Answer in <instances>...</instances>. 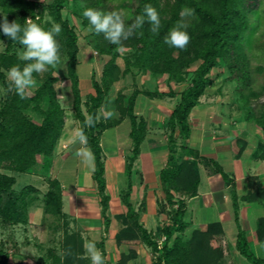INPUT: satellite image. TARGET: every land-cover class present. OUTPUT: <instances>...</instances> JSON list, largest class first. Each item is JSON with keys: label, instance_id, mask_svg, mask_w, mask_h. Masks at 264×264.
Segmentation results:
<instances>
[{"label": "trees", "instance_id": "16d2710c", "mask_svg": "<svg viewBox=\"0 0 264 264\" xmlns=\"http://www.w3.org/2000/svg\"><path fill=\"white\" fill-rule=\"evenodd\" d=\"M70 2L74 3L73 14L86 26H89L88 21L82 16L85 7L104 12L112 11L107 4L108 0H51L48 3H38L33 0H0V23L3 22L4 16H7L10 22L16 20L22 26L26 19L31 18L45 30L50 29L53 22L61 25L62 31L59 36L67 59L64 77L70 80L72 106L74 116L79 122V131L85 118L88 115H97L100 108L105 105L110 90L122 72H130L133 75L132 68L136 66L138 70L166 74L168 78L182 82L184 80L182 72L191 64L199 62L193 72L191 83L179 92V100L166 121L169 154L166 165L159 171V181L165 194V202L171 207L168 212L170 222L161 229V234L165 236L161 245L140 220L144 208L140 212L131 201L134 183L138 176H141V173L135 169V162L148 133L147 119L135 114L136 99L140 94L155 97L161 93L135 88L120 105V117L116 124L126 118L130 121L129 137L132 148L131 153L126 156L125 163L126 191L123 201L127 212L116 215V219L124 223V227L115 235L116 242L121 243L129 235L138 232L141 240L156 254L152 264H217L223 252L220 246L214 248L211 241L216 236L224 235L219 221L208 223L204 230L194 228L189 236L186 235L188 229V221L185 220L186 201L197 195L201 180L200 164L205 163L212 165L214 172L220 173L226 184L230 185L237 225L235 249L250 264H264V256L258 257L254 254L246 231L240 224V197L236 191L235 179L216 160L200 156L199 152L189 145L190 113L200 103V97L212 83V69L222 65L227 67L230 72L229 78L236 83L238 94L243 96L244 118L247 121H255L264 133V111L257 114L245 94V91L251 87L250 58L246 48L259 26L250 16L259 15L262 0H136L134 7L129 6V13L125 18L126 24L131 23L136 15L143 14L146 4H151L160 14L161 30L158 34L152 33L149 30L150 26L145 24L142 29L137 30V35L123 42V48L128 47L133 50L124 56L123 71L116 61L120 55L119 47L105 40L102 34L97 35L92 31L99 41L96 43L99 52L110 57L103 65L100 80L96 78L95 72H92L93 91L88 94L87 113L82 109L84 101L77 71L78 34L75 27L63 15L64 8ZM184 6L195 9V16L188 18L187 31L191 41L187 50H179L166 45L163 38L180 19L179 13ZM45 11L52 18V21L46 24L43 23ZM0 40L6 41L5 50L0 51V81L5 91L0 98V216L4 223L15 225L27 222L30 194L35 187L29 184L21 189L14 188L17 181L14 173L29 172L38 163V157L49 159L53 156L65 125V109L55 87L58 77L52 73L40 82L27 100H21L15 93L6 92L7 70L14 65L23 67L28 62L17 58V49L20 47L23 49L18 41H11L2 31H0ZM28 109L34 110L40 122L31 118ZM104 130L101 118L93 127L84 128L88 137V146L95 157L92 176L100 196L104 233H108L112 218L108 214L110 194L104 176L105 161L101 142ZM236 143L239 149L234 156L238 158L247 142L237 137ZM253 156L264 157V140H259ZM254 179L256 178L250 177V181ZM177 192H181L179 197H176ZM183 193H188L187 197L182 196ZM261 196H264V190L260 189V184L257 182V186L252 191L249 190L243 198L251 201ZM43 201L45 214L64 215L63 185L60 179H49V187ZM158 205L161 206V212L166 211V205H162L161 201ZM65 232L63 255L56 253L51 255V264H90V260L84 256L82 236L74 232ZM255 232L257 239L264 242V216L257 220ZM97 247L104 255L105 264H110L106 261L105 237L97 243ZM69 249L73 255L65 257L64 254ZM130 256L131 252H123L120 260L115 264L127 263ZM10 258L8 252L2 253L0 250V264H9ZM38 264L48 263L38 262Z\"/></svg>", "mask_w": 264, "mask_h": 264}, {"label": "rangeland", "instance_id": "374dc122", "mask_svg": "<svg viewBox=\"0 0 264 264\" xmlns=\"http://www.w3.org/2000/svg\"><path fill=\"white\" fill-rule=\"evenodd\" d=\"M33 1L48 3L51 0ZM107 4L112 11H123L126 18L129 13V6L134 7L136 0H108ZM73 8L74 3H68L63 10V15L75 27L78 34V57L80 60L77 71L80 78L82 99L84 101L82 109L87 113L86 102L88 94L93 91L92 72L94 71L96 78L100 80L103 65L110 56L99 52L96 47V43L99 41L92 31L88 30L89 26L83 25L81 19L73 14ZM250 18L257 21L259 26L253 35L251 43L246 48V52L250 58L249 74L251 77V87L245 91V94L249 97L252 108L259 114L264 111V0H262L259 15L257 17L250 16ZM49 21H52V18L45 11L43 23L46 24ZM56 39L61 45V64L56 69L49 68L48 71L41 74L34 73L36 83L32 88V93L49 73L53 75L58 73V75H55L58 77L55 87L65 109V125L51 158L38 157V163L29 172L14 173L17 178L14 188L21 189L23 186L30 184L35 189L30 194L31 200L27 209V222L10 225L9 222L4 223L0 216V250L2 253L8 252L11 255L12 259L10 258L9 264H13V260L16 261L15 259H17L19 254L31 258L37 263L51 264V255L54 253L63 255L62 245L64 243L65 231L80 234L83 238V246L89 240H95L97 246V243L101 242L104 237L105 242H109V234L104 233L100 196L97 191L96 182L92 176L95 164L93 163L90 167L86 166L74 155L75 150L80 147L78 143L79 122L74 116L70 80L64 77L67 63L65 50L59 35ZM0 41H2L0 42V51H3L6 47V41ZM17 50L23 49L20 47ZM119 51L120 55L116 61L123 71L125 69L124 56L133 50L124 47L122 49L119 48ZM198 63L191 64L190 67L182 72L184 79L182 82L168 78L166 74H153L148 70H138L134 66L132 68L133 75L130 72L121 73L119 79L110 90L107 102L100 108V110L103 108L112 112V117L109 119L101 117L105 129L101 137L105 161L104 176L107 183V191L110 194L108 214L114 220L113 225H111L112 230L118 229L119 231L124 227V223L116 219V215L127 212V207L123 201L126 191L125 163L126 156L131 153L132 148L129 135L127 136L124 133L126 127L130 126L129 120L123 126H121L123 121L116 124L117 119L120 117L121 103H124L129 94L135 88H138L144 91H156L157 94L161 93L152 97V99H161V101L157 100L160 107L169 106L165 102L166 99H173L171 100V106L175 105L179 100V92L191 83L193 72ZM211 75L213 81L206 88L204 95L200 97L202 101L201 106L195 107L189 116L195 131H200L202 124L210 122L205 118H207V114L209 115L214 111V118H216V115L218 118L220 116L222 127L231 129L234 134L243 135L244 133L239 128H231L230 124L235 125L238 123V126L243 130H253L254 132L258 130L263 132L255 121H247L244 118V111L242 110L243 96L238 94L236 83L229 78L230 72L227 67L224 65L215 67L212 69ZM60 82H63L64 86L62 88L59 87ZM4 92V86L0 81V98ZM64 97H66V100ZM117 97L119 98L118 100ZM148 97L145 94L141 95V99H149ZM159 106L158 108H160ZM27 112L34 121L40 122V118L33 109H28ZM208 118L211 120L212 116ZM164 129V132L168 134L166 122ZM222 130L224 129L222 128ZM248 152L249 150L246 153ZM244 158H247V154H245ZM51 178L60 179L63 185V216L44 213L43 200L49 187V179ZM149 186V184L143 183L142 178L140 181L137 179L134 183L131 201L140 212H142L143 208L144 212L146 211V195L149 193ZM150 187L153 190H150L151 193L153 192L156 197L154 200L155 212L153 211L150 216H146L145 221L143 217L144 212H142L140 220L152 232L158 241L157 243L161 245L165 239V236L161 234V229L170 222V214L168 212L171 206L165 202V194L159 179L154 180ZM180 193L177 192L176 197H179ZM181 195L187 197L188 193ZM159 201L162 202V205H166V211H160L161 206L158 205ZM194 202L196 203V201ZM193 208L198 207L197 205L192 207V204L189 206L187 236L191 234L190 232L194 228L200 230L206 229V227L198 226L201 224V221H197L195 214L194 217L191 215ZM222 239L223 236L219 235L211 241V245L214 248L220 246L223 252L222 258L217 264H240L238 258L236 260L233 257L235 256L236 249L224 246ZM109 243L113 246L112 251L114 256L117 255L114 242L110 241ZM121 243L127 245L125 253L131 252V256L125 264H152L156 259L155 252L141 240L138 232L135 235H129ZM15 255H17L16 258ZM226 255L231 256V261L227 258L226 263H224L222 259ZM84 256L86 257L85 254Z\"/></svg>", "mask_w": 264, "mask_h": 264}, {"label": "crops", "instance_id": "0c3cea01", "mask_svg": "<svg viewBox=\"0 0 264 264\" xmlns=\"http://www.w3.org/2000/svg\"><path fill=\"white\" fill-rule=\"evenodd\" d=\"M141 95L142 94L136 99L135 114L147 119L148 133L141 144V153L135 162V169L141 173V176H138V181L142 178L143 183L151 186L154 180L159 179V171L167 163L169 154L168 134L164 132V128L165 122L176 104L171 106V100L173 99H166L165 102L169 104V106L160 107L157 100L161 101V99H152V97H148L149 99H141ZM201 104L202 101L200 100V103L196 107H200ZM158 106L160 108H158ZM209 116H212L211 120H209ZM214 117V111L209 115L207 114V118L205 119L210 122L202 124L200 131H195L189 118L191 124L189 145L191 148L197 150L200 156L216 160L222 168L235 179L236 191L240 197V224L246 231L247 239L252 251L256 256L262 257L264 256V242L257 239L255 228L257 220L264 216V196L251 201L244 199L243 196L246 195L249 190L252 191L254 187L257 186V182L260 184V189L262 188L264 190V157L257 158L253 156V151L259 140H264V133L258 130L255 132L253 130H243L237 123L235 125L230 124L229 126L235 129L239 128L244 134H234L231 129L229 130L227 127H222V119L220 120V116L219 118L217 115L216 118ZM127 120V118L123 120L121 126L127 123ZM222 128L224 130H222ZM130 129L131 126L128 128L126 127L124 133H126L127 136L129 135ZM237 137H240L247 142L245 149L238 158L234 156L239 149V146L236 143ZM248 150L249 152L246 153ZM245 154H247L246 159L244 158ZM200 176L201 180L197 195L188 198L186 201L187 207L185 220L188 221L187 215L189 212V206L191 204L192 207L197 205L198 208H193L191 215L194 217L195 214L197 221H201V224L198 226L206 227L210 222L219 221L224 230L222 239L224 246L235 248L237 225L233 213L230 185H227L221 174L214 172L213 166L209 164H200ZM250 177H255L256 179L250 181ZM150 186L148 187L149 193L146 195L147 207L143 216L144 221L146 220V216H150L153 211L155 212L154 200L156 197L153 192L151 193L153 190ZM194 201H196L197 204ZM113 222L114 220H112L111 225H113ZM111 225L108 231V241L114 242L117 249V255L114 256L113 254V246L110 245L109 242H105L106 261L110 264H115L120 260L121 254L125 252V247L127 245L125 243L119 244L116 242L115 235L118 232V229L112 230ZM16 256L17 255H15V258ZM233 257L236 260L238 258L240 264H250L238 253L237 250ZM227 258L231 261V256L229 257L226 255L222 259V262L226 263ZM15 260L16 261L13 260V264H38L31 258L20 254Z\"/></svg>", "mask_w": 264, "mask_h": 264}, {"label": "clouds", "instance_id": "9594fccd", "mask_svg": "<svg viewBox=\"0 0 264 264\" xmlns=\"http://www.w3.org/2000/svg\"><path fill=\"white\" fill-rule=\"evenodd\" d=\"M82 16L88 21L89 31H93L97 35L103 34L105 40L121 49L123 42L137 35V30L142 29L145 24L149 25V30L156 34L162 27L160 14L151 4H146L143 14L136 15L128 24H126L125 14L121 10L104 12L100 9L85 7ZM179 16L180 19L165 34L163 42L169 47L187 50L191 41V36L187 31L189 28L188 18L195 16V9L184 6L181 8ZM0 31L11 41H18L23 46V50H17V58L28 62L23 67L14 65L7 70L6 92L15 93L21 100H27L33 94L32 88L36 83L34 73L41 74L48 71L49 68L56 69L61 64V45L56 39L62 31L61 25L53 22L52 27L45 30L31 18L26 19L22 26L16 20L10 22L7 16H4L3 22L0 23ZM142 34L140 33V35ZM63 86V82H60L59 87ZM64 98L66 100V97ZM101 117L109 119L112 117V112L102 108L97 115H88L78 134L80 147L75 150L74 155L81 160L82 164L89 167L93 165L95 157L88 146V137L84 128L93 127ZM84 249L90 264H105L104 255L96 247L95 240L87 241L84 244ZM72 255L70 249L64 254L65 257Z\"/></svg>", "mask_w": 264, "mask_h": 264}]
</instances>
